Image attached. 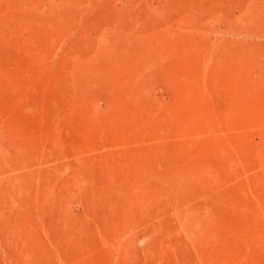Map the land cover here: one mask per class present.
<instances>
[{"label": "rangeland", "instance_id": "374dc122", "mask_svg": "<svg viewBox=\"0 0 264 264\" xmlns=\"http://www.w3.org/2000/svg\"><path fill=\"white\" fill-rule=\"evenodd\" d=\"M0 264H264V0H0Z\"/></svg>", "mask_w": 264, "mask_h": 264}]
</instances>
